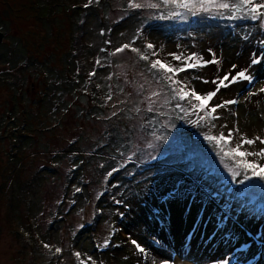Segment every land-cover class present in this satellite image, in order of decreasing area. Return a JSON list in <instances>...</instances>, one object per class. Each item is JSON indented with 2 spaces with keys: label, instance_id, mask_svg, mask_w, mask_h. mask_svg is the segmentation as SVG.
Instances as JSON below:
<instances>
[{
  "label": "rangeland",
  "instance_id": "374dc122",
  "mask_svg": "<svg viewBox=\"0 0 264 264\" xmlns=\"http://www.w3.org/2000/svg\"><path fill=\"white\" fill-rule=\"evenodd\" d=\"M88 2L0 0V264H264V179L234 178L239 158L221 151L241 137L264 139V20L247 9L192 15L132 8L133 0ZM193 53L219 61L173 77L198 94L226 74L252 77L226 82L208 102L236 101L215 121L200 119L194 99H173L178 86L150 67L157 59L183 66L170 54ZM140 93L176 118L144 103L142 120L131 119V94ZM117 110L123 120L113 118ZM142 122L157 161L143 149L132 154ZM230 130L231 146L206 139Z\"/></svg>",
  "mask_w": 264,
  "mask_h": 264
},
{
  "label": "snow or ice",
  "instance_id": "6c2138e0",
  "mask_svg": "<svg viewBox=\"0 0 264 264\" xmlns=\"http://www.w3.org/2000/svg\"><path fill=\"white\" fill-rule=\"evenodd\" d=\"M94 0H89L87 4H85V7H88L89 4L93 3ZM132 8H141V7H149V8H160L161 6H173L178 9H184L186 12L191 13L192 15H197L200 12H211L213 9L216 10H229L233 14L236 12H239L241 9H247V14L250 15L252 20L261 19L264 20V3L260 2H254V0H239V3L236 4H229L225 2V0H160V3H147L146 5L141 3H136L135 0L129 5ZM173 16L180 15V13L173 12ZM163 18V17H162ZM130 45H123L122 47H119L116 49V53L124 52L126 49H129ZM147 47L149 49H152L154 46L152 44H148ZM132 52H136L140 54V50L137 48H131ZM152 55H156L155 52L152 53ZM173 56L175 60L181 61V64L183 66H177L173 67L169 65L166 62H162L161 60L157 59L153 62H151L150 67L152 69H161L163 70L166 75L164 79L166 81H169L168 87L171 88L173 84L177 85L178 87L172 88L173 92V99L178 100H188V99H194L198 103L196 104V108L206 113L205 116H202L200 119L208 122L209 118L211 121H215L219 119L217 115V110L220 108H225L228 105L235 104V100H227L224 101L222 104H216L213 106H209L210 101L217 95V93L220 91V89L228 87V83H235L238 80H245V81H251L252 77L247 74V71H237L235 75L226 74L222 78L218 79L217 81H212V83L216 84V88L214 91L208 92L206 94H198L194 89L188 88L186 85L181 86L180 80H175L173 77L178 75L180 72H185L188 69L193 68H202L206 66L207 64H216L219 61L212 59L208 61H203L201 58L197 57L195 53H193L191 56L183 57L181 55L176 54H170ZM141 59L147 60V55L141 54ZM251 63L253 65L261 63V60L259 58H255L251 60ZM237 66L233 65V69H235ZM231 76V79H230ZM205 83H208V81H204ZM261 92H264V88L260 89ZM159 93L153 92L152 96H158ZM111 97H109L110 99ZM149 100H151V97H149ZM177 107H182L181 105H177ZM149 111H152V108L148 109ZM183 110V109H182ZM200 121H197L199 123ZM212 127L215 126V124L211 125ZM154 135V133H153ZM157 139H160V137H157ZM206 139L210 141H215L217 144H224V145H232L233 141V130H230L227 135H225L223 132L219 133L218 136L214 135H208L206 136ZM257 141H259L260 144H264V139H261L260 137H257L254 139H248L245 137H241L240 143L235 144L234 146H231L228 151H224L223 148H221V151L225 157L232 156L233 158H239L238 160H235L236 168L239 170H233L232 168H229V171L232 172L233 177L239 176L243 174L244 180H250L253 177H258L260 179H264V164H261L257 162L256 160H248V157H259L264 159V148H260L258 151H243L244 145H253ZM155 159V157H153ZM227 167V165H226ZM251 173V176L249 175ZM242 182V181H241ZM79 191V189H77ZM134 245L139 249L140 252H143L144 249L137 244L135 240L132 241ZM45 247H49V245H45ZM61 249L57 248L56 252L59 253ZM77 257L80 256V253H76ZM91 259V258H89ZM81 264H85V262L82 260ZM164 264H167V262H164ZM222 264H229L228 261H223Z\"/></svg>",
  "mask_w": 264,
  "mask_h": 264
},
{
  "label": "trees",
  "instance_id": "16d2710c",
  "mask_svg": "<svg viewBox=\"0 0 264 264\" xmlns=\"http://www.w3.org/2000/svg\"><path fill=\"white\" fill-rule=\"evenodd\" d=\"M136 9H138V8H136ZM147 89H149V86H147ZM147 89H142V90L145 91ZM131 95H132V98H131V101H130L129 104L132 107H131V111H130L129 117L131 119L135 120L136 122L142 120L141 111L142 112L145 111L144 108H143L144 106H142V104H144V103H145L144 105H147L146 110H148L149 108H152L153 109L152 111H156L158 113V116L161 115V114L164 115L166 113V111H167V110L165 111L164 105L163 106H160V104H157V100L158 99L155 100L156 101V105L153 108V107H150L151 104L153 105V99L151 100L152 101L151 103L147 104L146 103V99L148 98V96H146L145 94L140 93V94H131ZM125 104H127V103H125ZM167 107H171V106H166V109H167ZM171 110L169 111L168 116L166 114H165V116L166 117H169L170 119H174V118H176V114L175 113H171ZM119 113H120L119 110L115 111L113 113V118H122V120H123V117H121L119 115ZM113 121H115V120L113 119ZM124 121H127V119L124 120ZM115 122H117V121H115ZM141 127L143 128V122H142V124L138 125V127L136 126V127H134L132 129V132H133L132 138L134 140L132 142L133 144L131 143L132 144V147L134 146L133 150H131L133 152L132 154H134L135 156H139V153L141 152L140 149H143L144 150L143 153L144 154L147 153L146 154L148 156V158H147L148 160L147 161L153 162V161L159 160L160 158L155 157V155H151V154L154 153V151L152 149V144H151V142H149L148 140H146L144 138L145 131L142 130ZM139 142L144 143V144H142V146H139ZM165 156L166 155H164V157ZM153 157H155V159H153ZM123 160H125V158ZM149 162H147V163H149ZM140 168H142L144 170L145 169H150V168H147V165H142V166H140ZM253 181H260V179H250L249 182L256 183V182H253ZM258 185H260V184L256 183V186H258ZM240 188H241L242 194L245 195V188L244 187H240ZM263 190H264V188H261L260 189V191H263Z\"/></svg>",
  "mask_w": 264,
  "mask_h": 264
},
{
  "label": "water",
  "instance_id": "95a60500",
  "mask_svg": "<svg viewBox=\"0 0 264 264\" xmlns=\"http://www.w3.org/2000/svg\"><path fill=\"white\" fill-rule=\"evenodd\" d=\"M3 38H4V34L0 32V43L3 41Z\"/></svg>",
  "mask_w": 264,
  "mask_h": 264
}]
</instances>
